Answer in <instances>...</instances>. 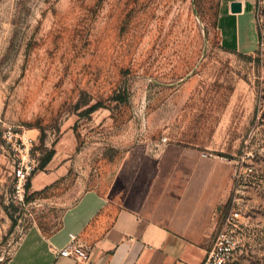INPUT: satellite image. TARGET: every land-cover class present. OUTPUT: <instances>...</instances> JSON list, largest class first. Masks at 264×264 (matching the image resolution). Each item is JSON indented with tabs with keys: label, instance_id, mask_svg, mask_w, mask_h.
Masks as SVG:
<instances>
[{
	"label": "rangeland",
	"instance_id": "rangeland-1",
	"mask_svg": "<svg viewBox=\"0 0 264 264\" xmlns=\"http://www.w3.org/2000/svg\"><path fill=\"white\" fill-rule=\"evenodd\" d=\"M228 1L0 0V264L29 226L53 230L125 156L166 145L232 162L224 216L239 212L241 245L226 264H264V0L237 47L218 22ZM9 126L35 137L38 165L54 150L30 180L63 170L23 203Z\"/></svg>",
	"mask_w": 264,
	"mask_h": 264
},
{
	"label": "crops",
	"instance_id": "crops-1",
	"mask_svg": "<svg viewBox=\"0 0 264 264\" xmlns=\"http://www.w3.org/2000/svg\"><path fill=\"white\" fill-rule=\"evenodd\" d=\"M233 2L240 12H231ZM254 5L230 0L219 13L225 44L237 47L251 31ZM234 171L232 162L195 147L134 151L105 184L84 190L53 230L29 226L5 264H85L51 253L49 245L62 248L70 234L89 247L86 264H200L230 201ZM62 174L35 173L29 187L38 191Z\"/></svg>",
	"mask_w": 264,
	"mask_h": 264
},
{
	"label": "built area",
	"instance_id": "built-area-1",
	"mask_svg": "<svg viewBox=\"0 0 264 264\" xmlns=\"http://www.w3.org/2000/svg\"><path fill=\"white\" fill-rule=\"evenodd\" d=\"M2 138L13 153L14 197L18 203H23L28 189L26 184L38 169V161L32 154L35 137L27 135L24 130L13 129L9 126ZM239 218L240 214L235 210L223 216L212 237L206 257L200 264H226L230 260L241 245L240 238L236 233L240 223ZM49 249L56 257L72 258L85 264L89 260V247L81 244L74 234L69 235L67 243L62 248L50 244Z\"/></svg>",
	"mask_w": 264,
	"mask_h": 264
},
{
	"label": "trees",
	"instance_id": "trees-1",
	"mask_svg": "<svg viewBox=\"0 0 264 264\" xmlns=\"http://www.w3.org/2000/svg\"><path fill=\"white\" fill-rule=\"evenodd\" d=\"M116 96L120 97V95H116ZM98 107H99L98 104H94V105H92L91 107H89V108L86 110L85 114H87V115L90 114L91 112L95 111ZM53 154H54V150L52 149V150H50V151L46 154V156H45V157L39 162L38 168H40V169L44 168V167L46 166V164H47V163L50 161V159L52 158ZM26 186H27V188H29V186H30V181L27 182Z\"/></svg>",
	"mask_w": 264,
	"mask_h": 264
},
{
	"label": "water",
	"instance_id": "water-1",
	"mask_svg": "<svg viewBox=\"0 0 264 264\" xmlns=\"http://www.w3.org/2000/svg\"><path fill=\"white\" fill-rule=\"evenodd\" d=\"M241 10V4L239 2H233L231 3V12H240Z\"/></svg>",
	"mask_w": 264,
	"mask_h": 264
}]
</instances>
